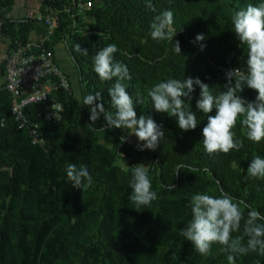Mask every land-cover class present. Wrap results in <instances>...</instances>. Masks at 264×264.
<instances>
[{
	"label": "trees",
	"instance_id": "1",
	"mask_svg": "<svg viewBox=\"0 0 264 264\" xmlns=\"http://www.w3.org/2000/svg\"><path fill=\"white\" fill-rule=\"evenodd\" d=\"M77 1L43 0L57 17L46 46L53 51L54 42L62 41L73 70L63 69L54 58L70 85L49 95L62 104L58 122L34 119L32 111L39 105L28 106L29 119L42 131V144H32L26 128H16L8 92L0 88V264H228L229 253L221 252V245L214 243L210 254L202 256L179 233L191 219L190 201L197 193L227 194L240 202L245 217L250 209L264 216V179L247 176L252 158L264 157V140H248L238 120L233 131L243 147L209 155L202 128L215 109L204 114L196 108L199 87L194 85L190 100L182 97L199 121L187 131L174 117L154 110L148 91L157 82L187 77L208 84L213 95L225 91V73L245 71L247 61V47L232 30V16L264 0H89L90 7L81 12L74 6ZM149 2L155 11L147 7ZM7 3L0 0V6ZM164 10L174 14V41H179L181 54L175 52L174 41L150 36L154 16ZM32 22L13 25L0 14L7 48L26 40ZM198 34H203L202 41L195 40ZM77 44L88 54L77 51ZM108 44L117 45L113 62L125 64L132 77L123 83L134 101L140 99L134 104L137 118L150 116L163 128L155 150L129 143L128 129L108 127L102 114L91 124L89 106L76 99L74 84L81 97L101 92L103 99L96 102L115 111L107 90L116 78L101 81L93 70L96 52ZM239 95L252 102L257 93L245 87ZM101 135L110 138V147L99 141ZM118 157L125 167L115 162ZM144 160H149L146 166L158 199L137 211L129 199L130 168ZM69 163L87 166L90 187L81 191L67 182ZM178 165L183 167L176 174ZM242 234L243 221L232 235ZM236 264H264V255L237 254Z\"/></svg>",
	"mask_w": 264,
	"mask_h": 264
},
{
	"label": "clouds",
	"instance_id": "2",
	"mask_svg": "<svg viewBox=\"0 0 264 264\" xmlns=\"http://www.w3.org/2000/svg\"><path fill=\"white\" fill-rule=\"evenodd\" d=\"M147 7L155 11L149 2ZM174 25V14L171 10H164L155 15L150 25V36L153 40L174 41L177 29ZM233 31L239 39L241 46L247 47L246 70L231 69L225 73L226 90L219 95H213L208 84L199 78L187 77L183 80L169 78L155 83L148 91L152 101V107L158 113L174 117L178 127L182 131L195 129L199 123L195 112L185 107V99H191L194 85L200 89L199 98L196 100V108L204 114L215 109V115L207 116V123L202 128V142L205 152L209 155L216 153L228 154L233 150L239 151L243 147V140L237 139L233 129L237 121L245 129L248 140L260 143L264 140V2L257 5L249 4L246 8L236 11L232 16ZM203 34L195 37L196 41H202ZM175 52L181 54L179 41H174ZM204 45L201 44V48ZM76 50L83 55L88 54L87 49H81L76 45ZM118 51L116 44H108L99 49L93 58V70L101 81L115 83L108 88L110 104L114 112L106 111L102 101L101 92L87 94L81 97L77 91L76 99L84 106H89V120L95 124L103 115V120L108 127L128 129L127 133L135 135L140 150H155L164 136L161 125L157 124L150 116L140 115L137 118L133 96L126 91L123 83L131 80L128 68L125 64L113 62V54ZM245 87L256 91L254 101L249 102L239 93ZM43 97L39 98L41 101ZM242 117V119H240ZM0 126H3L0 124ZM104 130V129H103ZM121 141H126L127 136L122 135ZM121 154V153H120ZM122 155V154H121ZM183 165L177 166L176 174ZM128 170V169H126ZM67 182H71L73 188L80 189L90 187L93 178L87 166H77L69 163L66 166ZM132 192L129 199L140 211L158 199V193L152 190V182L149 178V170L144 164H136L130 168ZM249 178L264 179V157L259 155L252 158L247 167ZM148 209V208H147ZM191 219L180 230L184 239L191 241L195 251L208 256L211 246L216 243L221 245V252L227 255L228 264H236V255H245L248 252H258L264 255V216L255 209L244 215L240 202H233V198L227 194L212 196L206 193H197L190 201ZM243 221V234L233 237L238 233ZM245 237H247L245 243Z\"/></svg>",
	"mask_w": 264,
	"mask_h": 264
},
{
	"label": "built area",
	"instance_id": "3",
	"mask_svg": "<svg viewBox=\"0 0 264 264\" xmlns=\"http://www.w3.org/2000/svg\"><path fill=\"white\" fill-rule=\"evenodd\" d=\"M89 0H78L74 3L78 11L90 7ZM68 9V7H65ZM33 21L45 24L43 32L37 36H29L25 41H16L8 47L3 66L4 77L0 83L8 92V109L17 129L26 128L32 144H42L44 137L37 122L31 121L27 114L29 105L38 104L32 111V117L42 122H58L62 118V104L51 99L50 93L61 88L69 90V79L55 62L53 51L46 46L54 28L57 17L54 13L30 15ZM45 96L41 101L40 97Z\"/></svg>",
	"mask_w": 264,
	"mask_h": 264
},
{
	"label": "crops",
	"instance_id": "4",
	"mask_svg": "<svg viewBox=\"0 0 264 264\" xmlns=\"http://www.w3.org/2000/svg\"><path fill=\"white\" fill-rule=\"evenodd\" d=\"M50 8L43 3V0H8V3L0 6V14L2 18L8 19L9 22L15 25L25 19H30L29 16L50 14ZM32 20V19H31ZM45 24L40 21H33L28 32L29 36H37L45 29ZM8 36L0 32V83L4 77L3 61L7 50ZM53 56L56 62L68 72L73 69L69 60L65 45L62 41L57 40L53 44Z\"/></svg>",
	"mask_w": 264,
	"mask_h": 264
},
{
	"label": "rangeland",
	"instance_id": "5",
	"mask_svg": "<svg viewBox=\"0 0 264 264\" xmlns=\"http://www.w3.org/2000/svg\"><path fill=\"white\" fill-rule=\"evenodd\" d=\"M98 3V2H96ZM75 91L77 92V89H76V86L74 84V88ZM76 134H78V132H76ZM99 141L101 143H103L104 145L110 147L111 146V142H110V138L108 136H105V135H101L99 137ZM128 141L129 143L133 144V145H138L140 143V141L137 140V138L135 137V135H131L128 133ZM117 164H119L121 167H125L127 164L124 160H122L120 157H118L115 161ZM149 163V160H144V161H140L139 164H144L145 166L148 165ZM218 264H224V262L222 261H218Z\"/></svg>",
	"mask_w": 264,
	"mask_h": 264
}]
</instances>
